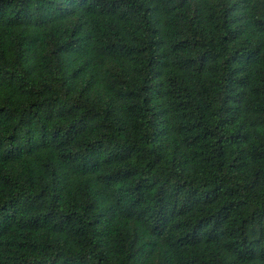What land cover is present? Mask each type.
<instances>
[{"label": "trees", "instance_id": "1", "mask_svg": "<svg viewBox=\"0 0 264 264\" xmlns=\"http://www.w3.org/2000/svg\"><path fill=\"white\" fill-rule=\"evenodd\" d=\"M0 264H264V0H0Z\"/></svg>", "mask_w": 264, "mask_h": 264}]
</instances>
